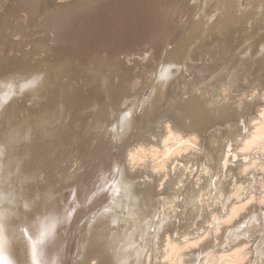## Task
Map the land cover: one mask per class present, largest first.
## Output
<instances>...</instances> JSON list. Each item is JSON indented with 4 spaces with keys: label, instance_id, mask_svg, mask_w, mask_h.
Returning <instances> with one entry per match:
<instances>
[{
    "label": "bare ground",
    "instance_id": "obj_1",
    "mask_svg": "<svg viewBox=\"0 0 264 264\" xmlns=\"http://www.w3.org/2000/svg\"><path fill=\"white\" fill-rule=\"evenodd\" d=\"M14 1L0 23L21 22ZM161 1L192 17L179 45L117 59L108 34L89 55L62 27L83 0L18 2L20 34L47 32L17 40L23 65L0 70V224L33 264H264V71L246 77L264 0ZM7 244L0 232V261Z\"/></svg>",
    "mask_w": 264,
    "mask_h": 264
},
{
    "label": "rangeland",
    "instance_id": "obj_2",
    "mask_svg": "<svg viewBox=\"0 0 264 264\" xmlns=\"http://www.w3.org/2000/svg\"><path fill=\"white\" fill-rule=\"evenodd\" d=\"M20 1L21 0L14 1V7L16 6V8L19 10L22 9V6L19 5L18 3ZM85 1L83 0V2ZM221 1L222 0H219L218 4ZM86 2L84 3V6L87 5L86 7H83V6L80 7L82 14L80 18H78V20H76L75 18L78 17L80 14L76 15L75 13H71L69 16L70 18L68 17L69 19L67 18L64 21L65 24L61 26L66 29L73 26L71 30H74L75 33L72 32V37L71 39L70 38L69 39L71 40V42H75V43H77L80 40V43L76 44V47L80 46L79 48L86 50V53L89 55H91L92 50L97 51L98 49H101L100 45L104 41L101 39L107 37V34H108L109 35L108 38H110V41H109V44L106 43L107 46H104V48H109L110 46V48H112L110 49L112 56H116L115 59H117L119 56H123L128 53H133V52L139 53L143 51L145 48L147 49L148 47H150L149 48V50L151 49L150 51L153 50L154 52H157L158 57H161L165 46L167 47V46H174V45L178 46L179 45L178 43H180V40L182 36L184 35L183 32L187 31L186 30L187 26L189 22H191V19H192V17L189 19L188 15L187 16L183 15L185 14L184 12L182 13L181 11H178V10H181L182 7L177 8L178 10H174L173 8H171L169 10V13L167 11H164V7H163V4L161 3L162 2L161 0H95L94 3L93 2L86 3ZM216 6H217V3L213 5L212 7L211 5L205 7V13L210 12V10L216 8ZM19 10H18V15L20 14L22 15L21 22H23L24 15L26 14V12L19 11ZM231 10H232V7L227 8V11H231ZM167 15L169 16L167 17ZM5 18L3 20L4 22L0 23V70L1 71H5L9 67H14V66L21 67L23 65L20 59L21 57L20 50L14 45V43L17 42V40H20L21 44H24L25 40H32L36 38L37 35L42 38L44 37L43 34L47 32L45 29L41 27L34 29L31 26H27L25 30H27L28 33H26V35L24 34L25 36L23 37V35L20 33L23 32L22 29L24 25L20 24L21 22L18 25H16L12 22H8L11 20V18L10 19L9 18L5 19ZM75 24L76 25L80 24V26L81 25L82 26L77 27L75 26ZM86 26L89 27L88 31H87ZM124 26L126 27V29ZM92 28L93 29L95 28V29L92 30ZM14 29L18 31L17 34H12V31H14ZM77 32H79L78 36H77ZM259 32H260V37L263 38L264 31H259ZM82 34H83V37H82ZM85 34H86V37H85ZM95 41L97 42L99 41L100 44L98 42L99 45L98 44L96 45L97 42ZM223 43H224V47H223L224 50H222V52L224 51V53H222V55L214 54L213 56L214 58H217L216 60L218 61L221 60L220 62L223 61L221 58L223 57L225 58L227 56L225 58L227 59L230 56V52H232V46H233L232 42L228 41L227 39H225ZM26 45L27 44H25V46ZM70 47H73V44H70ZM41 52H42L41 50H35L33 54H31L29 57L23 60L33 58V63H36L38 62ZM254 52H250L249 55L253 54ZM219 56H220V59H219ZM263 58H264V54L257 57L256 62H254L253 64L249 66L248 71L246 73V77L248 76L250 79H252V77L254 76V78L258 80L262 78V75L260 72L264 71V65L263 64L260 65V61H262ZM209 63H212V60H210ZM199 65L200 63L197 64L196 70L201 69ZM207 72H209V70L205 71V73ZM251 72H254V73L250 74ZM198 74L201 76L202 74H204V72H202L201 70V72L198 71ZM194 77L195 76H193V78ZM196 78L197 77L194 78V81L196 80ZM197 81L198 80H196L195 83H197ZM244 82H246V80ZM244 88L247 89V86H244ZM54 171L55 169L53 170V172ZM88 171L86 170L85 173L83 172L84 173L83 177H86L88 175L87 173ZM45 179H47V176L43 177V182ZM74 187H75L74 194L76 195V192L78 191L79 186L78 184H75ZM52 196L54 199H59L60 197L57 191L56 192L53 191ZM74 240L75 242L73 245V250L75 248L77 238L74 237ZM71 247L72 246L70 245L69 250ZM17 254H18V250H17ZM64 263L72 264V261L69 259L67 260L65 259L64 261L63 259V264Z\"/></svg>",
    "mask_w": 264,
    "mask_h": 264
},
{
    "label": "clouds",
    "instance_id": "obj_3",
    "mask_svg": "<svg viewBox=\"0 0 264 264\" xmlns=\"http://www.w3.org/2000/svg\"><path fill=\"white\" fill-rule=\"evenodd\" d=\"M43 212H35L32 219H35L36 216L43 215ZM19 218H15L9 223H16ZM31 231V228L29 229ZM0 232L6 234L8 239L7 247L4 250V254L7 257L6 260L0 261V264H20V260L15 255V249L19 248L23 254V264H33L31 256L28 252L27 246L21 240H18L15 236V233L12 231L11 227H5L3 224H0ZM61 242V232L58 230L56 239L51 241L48 244V251L51 252L59 246Z\"/></svg>",
    "mask_w": 264,
    "mask_h": 264
}]
</instances>
